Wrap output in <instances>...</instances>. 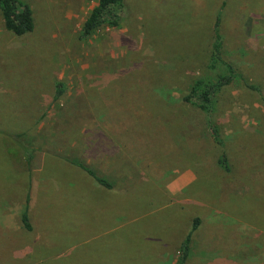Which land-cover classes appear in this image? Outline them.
Wrapping results in <instances>:
<instances>
[{"label": "rangeland", "instance_id": "rangeland-1", "mask_svg": "<svg viewBox=\"0 0 264 264\" xmlns=\"http://www.w3.org/2000/svg\"><path fill=\"white\" fill-rule=\"evenodd\" d=\"M22 1L34 20L25 39L0 17V206L22 213L30 191L34 233L4 263L177 264L197 218L185 264H264V0H124L119 27L86 39L97 0ZM218 17L235 78L206 114L183 97L227 74L210 60ZM74 208L83 224L65 221ZM47 229L82 236L54 235L39 257Z\"/></svg>", "mask_w": 264, "mask_h": 264}, {"label": "trees", "instance_id": "trees-1", "mask_svg": "<svg viewBox=\"0 0 264 264\" xmlns=\"http://www.w3.org/2000/svg\"><path fill=\"white\" fill-rule=\"evenodd\" d=\"M123 12L124 0H97L96 6L90 11L81 27L80 38L86 39L103 27L118 28L123 16ZM0 17L4 30L16 38L25 39L34 30V20L31 7L22 0H0ZM213 30L214 33L213 42L211 45L210 60L213 64L220 63L221 65H224L227 74H220L215 80L211 82L203 79L195 81L191 85L188 94L183 97L184 103L190 104L206 114H210L212 112L214 96L222 88L230 85L235 78L234 69L230 64L224 62L222 59V38L220 35L219 17L214 23ZM57 88L58 94L61 95L63 93L61 85L59 84ZM209 127L214 141L220 144V138L218 137L217 131L210 122ZM16 138L18 140H16ZM20 138L21 135L14 136L17 144L25 151L26 165L29 171H31L30 166L33 159L32 152L28 148L24 147V145L19 141ZM70 164L85 172L88 177H90L102 189L112 193L117 192V188L111 181L99 176L92 168L88 167L87 165L77 161H70ZM218 164L223 169H226L225 154L221 155V157L218 159ZM29 203L30 191H28L26 194V207L23 214L21 215L22 225L27 231H31V225L28 217ZM198 226L199 219L195 218V220H193L192 230L186 235L180 244L177 264H185L191 250L193 233L197 230Z\"/></svg>", "mask_w": 264, "mask_h": 264}, {"label": "crops", "instance_id": "crops-1", "mask_svg": "<svg viewBox=\"0 0 264 264\" xmlns=\"http://www.w3.org/2000/svg\"><path fill=\"white\" fill-rule=\"evenodd\" d=\"M26 207V204H25ZM49 207V208H48ZM53 208L52 205L50 204H46V209L47 210H51ZM73 208H69V211H72ZM25 208L22 210V213L20 212V206L14 203H10V204H5V206H0V264H5L4 263V259H10L12 258V252H17L15 250H13V245L14 244H19V240H20V233H24L25 235H27V230L21 226L22 222H21V215L23 214ZM30 210V203L28 205V211ZM64 211H68L66 209L63 208ZM79 209L78 208H74V213H75V217L72 219V217L70 215H67V218L65 219L66 222L69 221H74L75 223H80L83 224L84 223V219H82V213L78 214ZM72 216H74V214H71ZM29 217V215H28ZM91 220H94V217L91 215ZM30 225H31V232L32 234L34 233V226L32 225V221L29 219ZM93 222V221H92ZM57 231V230H55ZM47 235L49 236V239L47 240L48 243H50L49 247H45L42 246L40 247V252L42 254L39 255V257L44 256V257H50V255L47 253H54L56 246H54L56 242V239L58 241V238L61 234V232H53L50 229H47ZM54 235L56 237V239H54ZM81 235L82 236V231H70L69 229H67L65 232H63L61 234V238L60 241H63V239H67V238H71V239H75L77 241V236ZM81 240V239H80ZM59 241V242H60ZM41 244H43V241L40 242ZM62 243V242H60ZM59 244V243H58ZM58 246V245H57ZM44 249L46 250V252L44 251ZM76 256H78L76 254ZM8 263L6 264H12L11 260L7 261Z\"/></svg>", "mask_w": 264, "mask_h": 264}]
</instances>
